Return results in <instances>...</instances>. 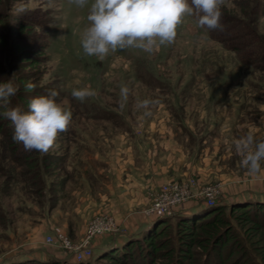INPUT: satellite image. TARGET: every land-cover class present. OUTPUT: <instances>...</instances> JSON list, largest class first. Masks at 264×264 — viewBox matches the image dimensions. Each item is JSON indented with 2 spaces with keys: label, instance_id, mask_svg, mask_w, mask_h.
Returning <instances> with one entry per match:
<instances>
[{
  "label": "rangeland",
  "instance_id": "obj_1",
  "mask_svg": "<svg viewBox=\"0 0 264 264\" xmlns=\"http://www.w3.org/2000/svg\"><path fill=\"white\" fill-rule=\"evenodd\" d=\"M10 4L11 10H0L36 23L28 38L37 47L46 42L47 59L23 71L3 48L2 70L9 79L26 75L44 96L56 89L72 121L54 148L39 152L38 160L58 162L43 164L36 184L15 158L9 129L0 131V264L30 258L74 262L78 252L96 255L157 218L209 207L211 198L212 206L264 202V172L250 175L234 145L248 131L264 139V52L260 68H247L191 16L178 26L175 42L154 54L124 50L100 59L85 56L80 43L87 7L68 0ZM222 14L224 30L251 34L245 44L264 51V0H225ZM122 84L130 89L124 102ZM85 86L96 95L84 102L72 97V89ZM144 101L154 103L145 107ZM16 105L21 103L10 107ZM175 185L185 186L189 199L161 210L164 187L173 193ZM170 202L168 197L163 203ZM106 219L113 220L114 231L90 234L92 223ZM232 226L235 238L222 256L234 255L225 264H264V225L258 232ZM192 251L194 260L182 264H222L217 253ZM168 263L165 257L156 261Z\"/></svg>",
  "mask_w": 264,
  "mask_h": 264
},
{
  "label": "clouds",
  "instance_id": "obj_2",
  "mask_svg": "<svg viewBox=\"0 0 264 264\" xmlns=\"http://www.w3.org/2000/svg\"><path fill=\"white\" fill-rule=\"evenodd\" d=\"M78 9L88 8V26L82 30L81 46L85 56L106 58L110 53L140 50L154 54L162 46L175 42L178 26L185 17H198L200 28L223 31L222 7L225 0H68ZM13 76L0 84V117L14 125L13 141L22 143L26 151L47 154L55 147L58 136L66 132L72 121V112L57 100L59 92L51 89L48 95L31 99L28 111L22 105L8 107L10 98L20 90ZM32 81L25 89L33 91ZM130 89L120 87L121 102L127 100ZM71 95L84 102L96 95L90 86L72 89ZM152 101L142 102L147 106ZM146 112L145 115H150ZM242 155L241 165L250 175L264 172V139L253 131L234 141Z\"/></svg>",
  "mask_w": 264,
  "mask_h": 264
},
{
  "label": "trees",
  "instance_id": "obj_3",
  "mask_svg": "<svg viewBox=\"0 0 264 264\" xmlns=\"http://www.w3.org/2000/svg\"><path fill=\"white\" fill-rule=\"evenodd\" d=\"M10 3L11 0H0V7L6 11L11 10L12 5ZM2 9L0 10V49L8 48L10 55L19 61L23 71H26L24 68H34L39 65L40 59L42 62L45 61L47 59L45 58L46 42L37 47L28 38V35L36 27V23L29 22L27 18L14 17ZM224 22L227 20L222 14V25ZM228 30L229 28L223 31H208L215 40L222 42L227 50L238 53L242 65L247 68H260L259 62L264 52L261 51V47L253 46L251 49L249 48L250 44H245L249 35L247 32L232 34ZM15 34L18 35L15 36ZM25 76H15V82L19 84L20 90L15 97L10 98L8 107L16 100L21 103L25 111H28L31 99L44 96L36 88L31 92L25 89V84L29 81ZM8 80L9 76L2 70L0 63V84ZM11 125L10 120L0 117V131L6 134L5 131L9 129L6 135L12 140L11 146L15 152V158L19 157V161H24L25 165L28 166V173L32 175L36 184L38 183L36 179L41 175V166L48 162L50 166H53L58 160H53L51 157H47L45 160H43L44 157H40L38 160L39 152L20 149L19 143L13 141L14 129ZM172 220L175 222L173 225L170 224ZM232 223H236L240 227L250 225V230L257 232L262 230L264 202L241 200L229 206L216 204L206 207V205H202L196 210L184 212L171 218L160 217L153 220L152 224L145 227L141 232L121 239L120 243H112L108 248L100 249L92 258L105 261L106 264H156L158 259L165 257L170 262L168 264H182L184 261L194 260L195 253L192 249L199 247L209 257L211 253L219 254L221 263L225 264V260L234 255L233 252L228 258L222 256V250L230 245L235 238ZM174 246L177 247L178 255ZM2 264H89V261L77 263L30 258L9 260Z\"/></svg>",
  "mask_w": 264,
  "mask_h": 264
},
{
  "label": "built area",
  "instance_id": "obj_4",
  "mask_svg": "<svg viewBox=\"0 0 264 264\" xmlns=\"http://www.w3.org/2000/svg\"><path fill=\"white\" fill-rule=\"evenodd\" d=\"M173 193H170L171 188L169 186L164 187V192H163V201H159L158 206L161 210L165 211L167 210L171 205L179 204L182 202H185L186 200L189 199L188 197V189L184 186H179L175 185L173 188ZM168 197L171 198V202L169 204H164L163 202L168 199ZM210 197V196H208ZM209 205L212 206L214 204L213 199H209ZM166 206V207H163ZM115 224L113 220L111 219H106V220H96L94 223L90 225V234L95 235V233H104V232H112L114 231ZM61 239L65 241V243H68L65 238ZM49 242L52 241V238L49 237L48 239ZM92 257V252L90 251H82L78 252L75 257H74V262H84L87 259Z\"/></svg>",
  "mask_w": 264,
  "mask_h": 264
}]
</instances>
